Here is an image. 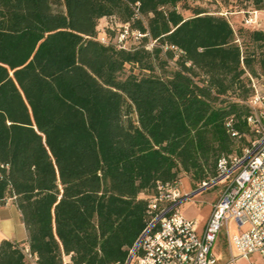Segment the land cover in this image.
Listing matches in <instances>:
<instances>
[{"label":"trees","instance_id":"16d2710c","mask_svg":"<svg viewBox=\"0 0 264 264\" xmlns=\"http://www.w3.org/2000/svg\"><path fill=\"white\" fill-rule=\"evenodd\" d=\"M179 1L0 0V203L13 199L27 231L0 242V264H125L157 182L183 171L200 184L249 143L264 29L227 14L264 0L189 16ZM103 17L119 24L104 43ZM128 64L140 72L121 77Z\"/></svg>","mask_w":264,"mask_h":264},{"label":"built area","instance_id":"2783aa9c","mask_svg":"<svg viewBox=\"0 0 264 264\" xmlns=\"http://www.w3.org/2000/svg\"><path fill=\"white\" fill-rule=\"evenodd\" d=\"M242 23L258 25L257 10L245 13ZM121 28L118 43L128 32V23ZM98 39L107 41L103 30H98ZM251 86L246 122L252 138L241 153L220 155L214 176L199 184L198 188L221 185L201 232L197 230L198 220L180 211V203L190 197L181 190L180 180L157 182L148 198L147 224L137 246L129 250L128 264H217L213 248L222 229L233 251L231 259L247 258L254 252L264 259V90L253 78ZM24 251L28 252L27 246Z\"/></svg>","mask_w":264,"mask_h":264},{"label":"rangeland","instance_id":"374dc122","mask_svg":"<svg viewBox=\"0 0 264 264\" xmlns=\"http://www.w3.org/2000/svg\"><path fill=\"white\" fill-rule=\"evenodd\" d=\"M230 2L231 4L235 0H226ZM225 1V2H226ZM234 5V4H233ZM176 9L181 12L184 16H189L192 14V11L199 7L204 10H206L210 14H219V12L224 11L226 7L224 6L223 0H181L176 3ZM226 14V13H225ZM244 12H235L233 14H227L230 22L234 26V28L237 30L238 28H243L241 25L242 19L244 17ZM257 23L258 20H257ZM259 25V24H258ZM256 25L257 27H259ZM119 24L117 23L116 19L114 17H103L98 21V30H103L107 27L110 28V30H115ZM119 31L114 34L111 39L113 42H117L119 39ZM134 34H137L134 32ZM174 65V59L168 60V64L165 66V68L155 66L153 72L156 74H159L163 77H165ZM257 68V65L255 66ZM130 72H140L138 68L133 67L131 64L125 65L123 71L121 72L120 76L125 77ZM260 84V88L264 90V78H253ZM250 139V137H248ZM178 178L180 180V188L183 192H188L190 194V197L183 200L180 205V211L185 217L191 218V219H197L199 222V225L197 227L198 232L200 233L208 216L211 211V204L218 198L220 194L221 185H215L211 187L204 188L203 190L199 192H194L198 189V182L195 180H192L190 175L188 173H185L183 171L179 172ZM224 236V230L222 229L218 235V237ZM64 262H67L66 264H70L68 261H66V258L64 257ZM29 264H35L32 260H29Z\"/></svg>","mask_w":264,"mask_h":264},{"label":"crops","instance_id":"0c3cea01","mask_svg":"<svg viewBox=\"0 0 264 264\" xmlns=\"http://www.w3.org/2000/svg\"><path fill=\"white\" fill-rule=\"evenodd\" d=\"M258 26L264 29V10L257 11ZM8 239L15 242H26L27 231L21 219L20 212L12 198H6L0 203V242ZM217 264H264V259L254 252L249 257L231 259L233 251L228 247L225 236L218 237L214 245ZM69 262V256H65Z\"/></svg>","mask_w":264,"mask_h":264},{"label":"water","instance_id":"95a60500","mask_svg":"<svg viewBox=\"0 0 264 264\" xmlns=\"http://www.w3.org/2000/svg\"><path fill=\"white\" fill-rule=\"evenodd\" d=\"M204 188H205L204 186H201V187H199L197 190H195L194 192H192L191 194H193V193H195V192H199V191L203 190ZM137 243H138V242H136V243L134 244V246H133L134 248L137 246ZM129 259H130V256H128V258H127L125 264H128V263H129Z\"/></svg>","mask_w":264,"mask_h":264}]
</instances>
